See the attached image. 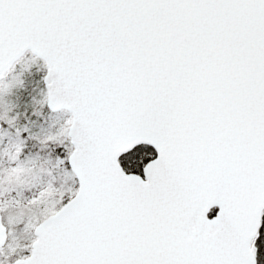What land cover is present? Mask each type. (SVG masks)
Segmentation results:
<instances>
[{
	"label": "snow or ice",
	"instance_id": "1",
	"mask_svg": "<svg viewBox=\"0 0 264 264\" xmlns=\"http://www.w3.org/2000/svg\"><path fill=\"white\" fill-rule=\"evenodd\" d=\"M0 264H264V0H0Z\"/></svg>",
	"mask_w": 264,
	"mask_h": 264
}]
</instances>
